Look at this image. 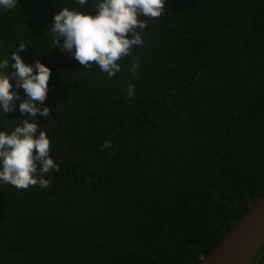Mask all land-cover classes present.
<instances>
[{"label":"trees","instance_id":"trees-1","mask_svg":"<svg viewBox=\"0 0 264 264\" xmlns=\"http://www.w3.org/2000/svg\"><path fill=\"white\" fill-rule=\"evenodd\" d=\"M94 2L0 8V58L24 43L52 71L35 122L59 165L46 188L0 183V264H198L264 193V0H165L112 78L48 30ZM17 91L0 131L31 119Z\"/></svg>","mask_w":264,"mask_h":264},{"label":"clouds","instance_id":"clouds-1","mask_svg":"<svg viewBox=\"0 0 264 264\" xmlns=\"http://www.w3.org/2000/svg\"><path fill=\"white\" fill-rule=\"evenodd\" d=\"M89 0H77L81 6ZM165 0H95V15L81 10L62 7L53 15L48 27L52 44L70 53L71 58L84 68L95 66L109 78L120 70L118 63L130 54L133 46L143 43L142 31L147 27L140 17L158 18L164 10ZM19 0H0V8L14 9ZM62 40V43H61ZM19 43L15 52L0 58V110L4 113L14 110V101L20 100L17 89H22L25 99L19 110L31 119H24L11 131H0V183L10 184L17 189L39 185L48 187L45 178L50 171L59 170V165L50 154V137L46 130L35 122L39 113L49 116V108L38 106L45 101L49 90L51 69L37 60L26 64L19 55L25 48ZM11 61V63H10ZM133 62L132 69L138 67ZM134 85L129 84L127 95H134ZM102 148H110L106 140Z\"/></svg>","mask_w":264,"mask_h":264},{"label":"water","instance_id":"water-1","mask_svg":"<svg viewBox=\"0 0 264 264\" xmlns=\"http://www.w3.org/2000/svg\"><path fill=\"white\" fill-rule=\"evenodd\" d=\"M264 244V193L198 264H252Z\"/></svg>","mask_w":264,"mask_h":264}]
</instances>
